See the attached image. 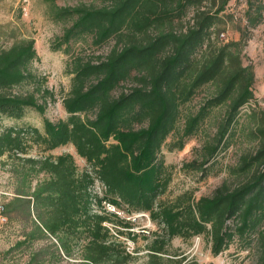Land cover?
<instances>
[{
  "label": "trees",
  "instance_id": "1",
  "mask_svg": "<svg viewBox=\"0 0 264 264\" xmlns=\"http://www.w3.org/2000/svg\"><path fill=\"white\" fill-rule=\"evenodd\" d=\"M45 1L53 20L72 22L58 49L87 36L96 47L113 38L120 43L97 61L72 58L71 88L63 100L66 120L45 119L43 131L26 126L0 133V157L9 155L20 163L12 170L14 197L0 212L22 224V240L9 254L30 249L25 264H61L66 259L75 264H131L134 257L107 226L111 214L93 208L94 201L102 206L109 200L113 206L150 213L162 228L149 247L150 264H162L171 240L201 235L209 238L214 256L229 249L235 237L256 235L257 263L264 264L263 111L251 113L247 139L257 143V150L242 156L233 170L243 178L235 188L224 184L213 197L197 200L186 192L173 202L160 201L173 181L172 168L161 157L170 136L179 132L171 149L183 150L214 110L226 108L215 143L204 147L202 163L185 165L187 170H203L217 156L241 110L255 98V71L244 58L252 31L264 23V2L248 0L240 39L224 43L213 35L224 31L220 15L229 0H95L103 5L74 8ZM191 11L193 23L180 30L178 23ZM38 59L32 38L0 48V116L20 120L28 109L46 113L48 103L40 104L35 95L10 93L26 82L42 92L32 72ZM132 80L135 84L127 92L114 95ZM204 88L211 92L200 109L184 115L183 107ZM67 145L88 165L82 172L73 154H51ZM34 146L41 157H29ZM40 174L47 177L33 185ZM96 181L106 187L102 199L92 195ZM231 220L236 222L233 229ZM41 242L46 244L34 250Z\"/></svg>",
  "mask_w": 264,
  "mask_h": 264
},
{
  "label": "rangeland",
  "instance_id": "2",
  "mask_svg": "<svg viewBox=\"0 0 264 264\" xmlns=\"http://www.w3.org/2000/svg\"><path fill=\"white\" fill-rule=\"evenodd\" d=\"M253 1L255 4L264 2V0ZM57 4L60 7L71 8L83 5L93 7L103 5L95 0H57ZM247 10L248 0H229L225 12L220 15L224 31L219 35L214 34L213 39L224 43L238 41L240 39L238 28L245 27L247 24ZM193 17L194 11H191L182 22L178 23L177 27L180 30L187 29L193 23ZM70 27H72V22H57L52 19L50 5L45 0H0V48L8 49L16 41L32 38L36 42L39 56L32 66V72L38 77L42 92L40 87L26 82L14 88L10 93L13 95L33 94L40 104L48 103L44 115L34 109H28L26 116L20 120L0 116V133L10 127L26 126L36 127L43 131L45 119L52 122L66 120L68 114L64 109L63 100L71 88L72 76L68 74V65L72 58L80 55L87 60L97 61L98 58L103 59L108 56L120 43V38H113L105 45L96 47L93 45L92 36H87L80 41L73 40L68 46L64 45L58 49L65 30ZM121 46L122 44L119 47ZM244 62L246 65H252L255 71L256 79L253 86L255 98L241 110L236 122L230 128L225 143L220 146L217 156L203 170H187L185 165L202 163L204 147L209 143H215L219 125L226 115V108L214 110L204 122L199 133L186 141L183 150L171 149L178 140L179 132L170 136L161 157L166 165L172 168L173 181L160 201L173 202L186 192H192L197 200L202 197H213L224 184L235 188L243 179L233 170L239 166L242 156L257 150V143L247 139L252 123L250 116L254 111L264 112V23L252 31ZM134 84V80L126 83L114 95L118 97ZM210 92L209 88L202 89L189 104L183 107V114L196 113ZM182 129L183 122L180 125V130ZM65 153L74 155L79 172L88 166L77 155L72 145L51 152L54 156ZM42 155L40 148L36 146L29 152V157L36 158ZM19 164L15 157L9 155L0 157V212L3 211L2 206L14 197L16 179L12 170ZM46 177L45 174H40L33 178L32 184L35 185ZM104 195L103 192L99 197L104 198ZM107 202L109 203V200ZM93 208L97 209L95 213L97 211L106 212L104 204L100 206L95 202ZM114 208L119 214L107 211L112 217V223L107 224L111 233L134 257L135 260L131 264H150L149 247L162 233V228L152 220L150 213L133 212L123 204L115 205ZM228 225L233 229L236 225L235 220L229 221ZM256 239V235L247 236L244 239L235 237L229 249L214 256L212 244L207 236H194L188 240L177 237L166 246L167 253L161 256V262L162 264H258ZM21 240L22 224L11 221L0 214V264H25L29 260L30 249L27 248L9 254V251ZM45 244L46 242L35 243L33 249ZM61 264H75V261L66 259Z\"/></svg>",
  "mask_w": 264,
  "mask_h": 264
},
{
  "label": "built area",
  "instance_id": "3",
  "mask_svg": "<svg viewBox=\"0 0 264 264\" xmlns=\"http://www.w3.org/2000/svg\"><path fill=\"white\" fill-rule=\"evenodd\" d=\"M92 190V195L94 196V197H99L100 195H102L103 194V192L105 193L106 192V187L100 182V181H96L95 182V184H94V186H93V188L91 189ZM100 198V197H99ZM102 199V198H101ZM95 202L96 201H94V206H95ZM103 204H104V209H105V211L107 212V211H114V212H116L117 214H119L117 211H116V209L114 208V206H112L111 204H109V203H106V201H104L103 202ZM98 207V206H97ZM96 207V208H97ZM107 209V210H106ZM97 209H95V211H96ZM98 212V211H97ZM99 212H101V211H99ZM107 213H109V212H107Z\"/></svg>",
  "mask_w": 264,
  "mask_h": 264
},
{
  "label": "crops",
  "instance_id": "4",
  "mask_svg": "<svg viewBox=\"0 0 264 264\" xmlns=\"http://www.w3.org/2000/svg\"><path fill=\"white\" fill-rule=\"evenodd\" d=\"M82 159V158H81ZM84 162H85V160L84 159H82ZM86 163V162H85Z\"/></svg>",
  "mask_w": 264,
  "mask_h": 264
}]
</instances>
